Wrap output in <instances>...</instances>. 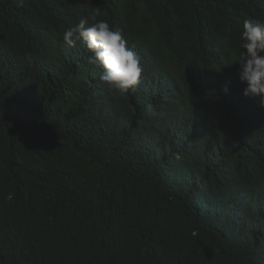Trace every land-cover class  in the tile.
<instances>
[{"label": "trees", "instance_id": "1", "mask_svg": "<svg viewBox=\"0 0 264 264\" xmlns=\"http://www.w3.org/2000/svg\"><path fill=\"white\" fill-rule=\"evenodd\" d=\"M97 12L140 57L127 94L63 42ZM250 17L264 0H0V264H264Z\"/></svg>", "mask_w": 264, "mask_h": 264}, {"label": "clouds", "instance_id": "2", "mask_svg": "<svg viewBox=\"0 0 264 264\" xmlns=\"http://www.w3.org/2000/svg\"><path fill=\"white\" fill-rule=\"evenodd\" d=\"M19 3L22 6L23 0ZM99 15L97 12L91 16V24L87 19H81L76 26L67 28L62 34L63 42L69 48L83 42L92 53L86 62L102 69L100 80L110 89L127 94L140 82V57L128 45L122 29L113 28L106 20H97ZM242 41L236 62L241 69L239 79L246 84L243 95L258 98L264 106V20L246 18ZM223 91L225 94L230 92L228 84L224 85Z\"/></svg>", "mask_w": 264, "mask_h": 264}]
</instances>
